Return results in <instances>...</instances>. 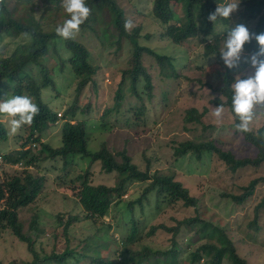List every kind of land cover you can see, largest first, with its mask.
<instances>
[{"label":"rangeland","instance_id":"374dc122","mask_svg":"<svg viewBox=\"0 0 264 264\" xmlns=\"http://www.w3.org/2000/svg\"><path fill=\"white\" fill-rule=\"evenodd\" d=\"M116 1L124 10L126 21L131 20L134 27L141 25L138 43L153 49L161 58L150 54H144L142 58L143 66L153 85L152 96L147 95L143 78H140L136 87L141 96L130 91L127 78L122 85L123 100L116 107L114 96L122 78V71L129 67L132 45L126 38H120L118 43L116 38L107 32L101 35L98 29L79 31L76 39L87 47L90 60L97 68L93 79L77 98L78 106L88 103L92 106L90 114L78 113V117L85 116L87 119L88 147L92 151H99L109 158L116 159H120L116 157V153L125 149L139 169L144 170L148 163L152 172L156 170L173 175L175 180L188 189L190 195L199 200L195 208L176 202L162 205L160 210H156L154 197L151 196L150 203L145 205L143 210L135 206L134 213L140 225L141 236L130 248L134 252L142 246L166 250L172 245V231L158 229L152 235H147L149 228L160 223L169 228L184 218L198 216L223 229L234 243L237 253L249 264H264V228L258 235L253 234L252 238L247 228V224L256 217L255 207L264 199V182L258 183L253 194L241 205L235 204L227 196L242 193L251 179L264 177V163L256 168L245 166L231 171L217 154L212 152H204L199 159L190 154L181 158L174 155V146L186 140L212 141L215 146L228 150L239 158L253 157L256 152L241 135L235 133L234 118L226 106L221 121L218 122L211 115L215 107L221 106L215 104L214 99L219 96L215 89L222 84L225 64L214 54L205 55V44L210 41V35L205 39L200 32L179 45L173 44L159 37L163 27L152 16L153 0ZM226 2L228 0H222L219 4ZM174 11L181 21L185 20L179 4L174 5ZM241 12L242 6L239 4L238 10L231 14L227 23L223 26L217 24L216 30L220 34L228 35V32L239 24L245 25L249 31L253 29L255 21H246L241 17ZM51 18L52 27L70 19L63 7L54 12ZM146 34L150 37H146ZM226 38L227 36L219 43L220 50ZM18 42L19 38L4 37L0 42V58L11 55ZM247 53L244 49L235 79L237 76L247 79L255 74L251 64L245 62ZM69 56L70 53L65 49L62 39L57 38L55 45L49 47L48 54L39 59L51 70L53 80V85L42 90V98L50 110L57 114L58 119L56 122L49 121L41 134L43 140L53 147L61 145V117L64 109L74 101L76 94L77 78L70 71L67 62L61 63ZM38 69L34 67L31 73L36 74ZM11 91V85L4 82L0 102L5 101ZM142 104L145 107L143 115L138 112ZM189 108L197 111L199 122L185 121ZM255 111L256 116L250 125L253 131L264 126V110L257 106ZM58 112L62 115L58 116ZM10 119L6 114L0 115V121L8 133L6 141L0 140L2 154L19 149L20 140L25 136L22 127L16 134H10ZM31 148L36 153L39 150L37 145ZM26 169L4 163L0 166V181L13 174L22 175ZM27 170L44 177L40 194L18 213L23 231L32 235L33 250L40 257L49 254L54 248L57 251L63 249L64 237L62 227H57V216L66 219L67 216L81 213L82 208L76 198L79 182L74 181L78 174L89 170V182L93 185H114L116 182L115 172L105 173L101 170L99 161L90 163L89 159L79 156L69 157L66 164L60 158L40 161L36 167L32 166ZM144 186L145 183H133L123 195V199L137 198ZM126 200L116 207L112 206L109 215L103 217L101 222H72L69 228L73 235L72 245L79 239L92 237L94 234L97 235L93 240L98 241L99 237L110 239L112 236L120 244L121 236L125 235L129 227V214L124 205ZM35 219L39 229L33 226ZM107 224L112 227L108 229ZM257 224L264 227V208L259 210ZM53 230V234L58 235L57 240L50 235ZM196 236L195 227L192 230L184 226L180 228L176 236V248L182 250V253L179 254L177 264H189L188 251L199 244L196 242L190 245L189 239L193 237V240H196ZM189 246L191 248H188ZM186 249L187 256L184 255ZM32 259L33 255L26 242L20 241L10 230L1 232L0 264H26ZM134 262L131 260L128 263L135 264ZM223 264L228 262L224 261Z\"/></svg>","mask_w":264,"mask_h":264},{"label":"trees","instance_id":"16d2710c","mask_svg":"<svg viewBox=\"0 0 264 264\" xmlns=\"http://www.w3.org/2000/svg\"><path fill=\"white\" fill-rule=\"evenodd\" d=\"M222 0H153L151 13L156 22L163 27L159 33L162 40H169L173 44H181L184 41L197 36L200 32L206 39L210 35V41L205 44V55L214 54L224 63L220 56L219 43L227 33H219L216 30L217 24H226L228 19L218 17L216 22L208 19L210 13L215 12ZM63 0H3L0 3V42L4 37L17 39L13 53L9 56L0 58V96H2V85L4 82L12 87V91L7 98L16 95L30 96L33 102L39 107V114L34 118L31 125H23V136L20 140L19 149L9 153H0L4 163L15 164L21 162L24 167H36L40 161L64 160L79 156L89 159V162L99 161L101 170L105 173L115 172L116 182L114 185L97 184L89 182L88 172L78 174L74 181H78V191L76 193L77 202L81 205V213L75 216H67L61 219L57 216V227H62V236L64 237L63 249L51 250L47 255L39 256L33 250L34 240L32 235L25 234L22 223L19 221V210L32 203L40 194L44 185V177L34 175L29 170H23L22 175L13 174L4 181H0V235L1 232L10 230L11 233L20 241L26 242L33 259L26 264H129L134 260L135 264H177L179 254L182 250H177L178 243L176 236L182 226L192 230L195 227L197 234L196 240L190 237L189 244H199L193 249H187L189 264H249L241 257L234 246L232 240L223 229L214 225L212 222L202 220L196 216L193 218H184L178 221L172 227H166L163 223L152 225L147 235H152L158 229L172 231V245L163 250L160 247L154 249L149 246H142L140 250L134 252L133 247L141 236L140 225L135 218V206L143 210L148 205L151 196L154 197V207L160 210L162 205L182 202L186 207H197L199 200L189 194V191L181 182L175 180L173 175L151 171L150 166L144 170L132 162L131 157L126 150L118 151L116 157L120 159L109 158L99 151H92L88 147L87 119L80 115L90 114L92 106L90 103L78 106L77 98L82 93L88 83L93 79L97 68L90 60V52L87 47L79 40L64 39L56 34V27H52V14L62 9ZM179 4L182 7L184 21H181L174 5ZM86 5L91 9L88 19L80 26V30L90 29L93 31L105 32L116 38L119 43L120 38H126L132 45L131 56L129 58V67L122 71V78L118 84L115 93V106L118 107L123 100L122 85L128 78V88L132 93L141 96L136 87L140 78L144 80V89L147 95L152 96L151 78L143 66L144 54H150L155 58L159 57L153 49L140 45L138 38L141 36V25L133 27L130 31L125 30L126 15L124 10L118 5L116 0H86ZM242 6L241 17L246 21H255V26L250 30L251 33H264V0H240ZM70 18V14L67 13ZM150 37L149 34L145 35ZM57 38H61L65 49L70 56L62 60L67 62L70 71L77 78L75 87L74 101L64 109L61 119V145L53 147L42 138V132L48 126V122H56L58 117L52 112L48 104L42 98V90L53 85L51 70L39 61L41 57L48 54L49 47L55 45ZM244 49L248 52L245 58H248L254 52L258 51V42L253 38L250 43H246ZM163 57V56H162ZM62 66V65H61ZM222 79V84L215 90L218 92L214 103L226 106L234 118V127L240 123L238 116L232 109L231 85L235 81V73L238 68L229 69L226 65ZM34 67H38V72L32 74ZM264 110V107H261ZM144 105L138 108L139 114L143 115ZM196 112V114H195ZM185 115V121H200V116L193 108H189ZM1 115V114H0ZM60 115V116H61ZM235 133L242 136L243 140L254 147L256 150L253 157H237L228 150H222L215 146L212 141H194L186 140L174 146V155L181 158L190 154L199 159L204 152L217 154L225 165L235 171L245 166L258 167L264 163V126L256 130H250L241 133L236 130ZM21 137V136H20ZM8 133L2 121H0V140L6 141ZM32 144L37 145L38 152H33ZM37 170V169H36ZM145 183L141 194L132 200L123 199V195L129 187L135 183ZM264 182V177L251 179L240 194H227V196L237 205L243 204L255 191L258 183ZM126 203L125 208L129 214V227L124 236H121L120 244L111 236L110 239L93 240L88 236L72 245L73 235L69 232L72 222L81 220H92L97 223L99 220L109 215L112 206H117L122 201ZM264 200V199H263ZM261 201L255 207L256 219L247 224L251 236L258 235L264 227L257 224L259 210L264 208V201ZM196 224L197 226H195ZM35 229H39L36 219L33 222ZM110 229L112 226L107 224ZM193 227V228H192ZM56 230V229H54ZM50 233L56 240L57 234ZM42 231V230H40ZM97 237V236H96ZM203 240V241H201ZM188 248H191L190 246ZM185 257V256H184ZM123 258V259H122Z\"/></svg>","mask_w":264,"mask_h":264},{"label":"clouds","instance_id":"9594fccd","mask_svg":"<svg viewBox=\"0 0 264 264\" xmlns=\"http://www.w3.org/2000/svg\"><path fill=\"white\" fill-rule=\"evenodd\" d=\"M2 2L3 0H0V3ZM239 4L240 0H228L224 4H219L215 12L209 14L208 19L214 23L218 17L229 19L231 14L238 10ZM62 7L70 14V19H66L63 24L56 27V34L64 39H75L80 26L90 16L91 9L86 5V0H63ZM133 27L131 20L125 21V30L130 31ZM253 38L258 42L259 49L245 58V62L251 64L255 74L247 79L237 76L231 85L232 109L240 121L235 127L241 133L251 130L250 125L256 116L257 106L264 107V33H251L245 25L239 24L228 32L220 52L221 58L229 69L238 68L244 46ZM39 111V107L27 95L11 96L0 102V114L11 117L10 134H16L23 125H31ZM224 111L222 104L215 107L211 115L219 122L223 119Z\"/></svg>","mask_w":264,"mask_h":264},{"label":"built area","instance_id":"2783aa9c","mask_svg":"<svg viewBox=\"0 0 264 264\" xmlns=\"http://www.w3.org/2000/svg\"><path fill=\"white\" fill-rule=\"evenodd\" d=\"M60 115H61V113L58 112V116H60ZM32 146H35V144H32ZM3 164H4L3 158L0 155V166H2ZM14 166L17 167V168H27V169L28 168H32V166H26V167H24L21 162L15 163Z\"/></svg>","mask_w":264,"mask_h":264}]
</instances>
